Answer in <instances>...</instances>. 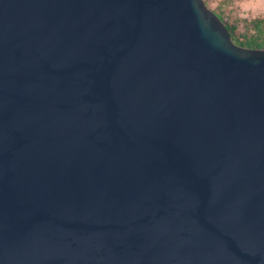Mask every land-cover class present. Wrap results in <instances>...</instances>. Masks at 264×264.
Returning a JSON list of instances; mask_svg holds the SVG:
<instances>
[{
	"label": "water",
	"instance_id": "95a60500",
	"mask_svg": "<svg viewBox=\"0 0 264 264\" xmlns=\"http://www.w3.org/2000/svg\"><path fill=\"white\" fill-rule=\"evenodd\" d=\"M0 264H264V49L203 0H0Z\"/></svg>",
	"mask_w": 264,
	"mask_h": 264
},
{
	"label": "rangeland",
	"instance_id": "374dc122",
	"mask_svg": "<svg viewBox=\"0 0 264 264\" xmlns=\"http://www.w3.org/2000/svg\"><path fill=\"white\" fill-rule=\"evenodd\" d=\"M214 13L229 22H237L242 31L243 22L255 19L264 20V0H203Z\"/></svg>",
	"mask_w": 264,
	"mask_h": 264
},
{
	"label": "trees",
	"instance_id": "16d2710c",
	"mask_svg": "<svg viewBox=\"0 0 264 264\" xmlns=\"http://www.w3.org/2000/svg\"><path fill=\"white\" fill-rule=\"evenodd\" d=\"M218 16L225 23L235 45L249 49H264V20L255 19L243 22L242 31H240L237 22H229L223 16Z\"/></svg>",
	"mask_w": 264,
	"mask_h": 264
}]
</instances>
